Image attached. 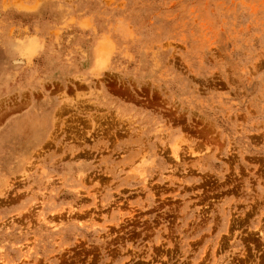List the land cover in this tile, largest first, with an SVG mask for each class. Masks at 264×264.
I'll return each mask as SVG.
<instances>
[{"label": "rangeland", "instance_id": "1", "mask_svg": "<svg viewBox=\"0 0 264 264\" xmlns=\"http://www.w3.org/2000/svg\"><path fill=\"white\" fill-rule=\"evenodd\" d=\"M0 264H264V0H0Z\"/></svg>", "mask_w": 264, "mask_h": 264}]
</instances>
